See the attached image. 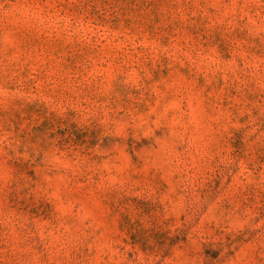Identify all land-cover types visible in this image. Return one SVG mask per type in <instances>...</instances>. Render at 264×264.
<instances>
[{"label":"rangeland","instance_id":"obj_1","mask_svg":"<svg viewBox=\"0 0 264 264\" xmlns=\"http://www.w3.org/2000/svg\"><path fill=\"white\" fill-rule=\"evenodd\" d=\"M0 264H264V0H0Z\"/></svg>","mask_w":264,"mask_h":264}]
</instances>
